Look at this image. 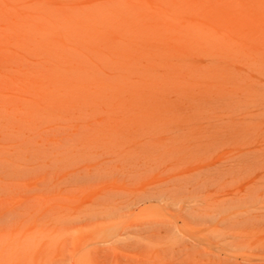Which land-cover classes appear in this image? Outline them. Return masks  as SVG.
<instances>
[{"label": "rangeland", "instance_id": "1", "mask_svg": "<svg viewBox=\"0 0 264 264\" xmlns=\"http://www.w3.org/2000/svg\"><path fill=\"white\" fill-rule=\"evenodd\" d=\"M92 2L73 93L6 19ZM0 264H264V0H0Z\"/></svg>", "mask_w": 264, "mask_h": 264}, {"label": "bare ground", "instance_id": "2", "mask_svg": "<svg viewBox=\"0 0 264 264\" xmlns=\"http://www.w3.org/2000/svg\"><path fill=\"white\" fill-rule=\"evenodd\" d=\"M40 5V9L42 8L41 10L44 12L41 17L30 19L20 15L17 22H12L10 19L9 22L5 18L6 23H9L7 28L20 32L22 39H18L19 41L33 42L37 50L44 51L48 55V68L50 67L49 70L53 71L50 73L52 74L50 78L66 85L67 90L71 91V88L75 87L74 83L88 82L91 78H98L97 67L99 64L96 61L108 63L107 58L99 56L93 50V47L98 44L97 42L105 40L108 35L103 27L114 26L123 29L122 20L115 16L114 7L92 2L85 6V12L77 11L75 8L62 12L46 8V5L43 4ZM119 7L126 9L127 5L122 2ZM2 14L4 15V13ZM57 33L69 36L85 51L78 48L68 49L56 43L53 36ZM24 41L23 44H20L26 47ZM93 41H96V44H93ZM22 45L20 47L24 48ZM96 81L100 82L101 80L97 79Z\"/></svg>", "mask_w": 264, "mask_h": 264}]
</instances>
